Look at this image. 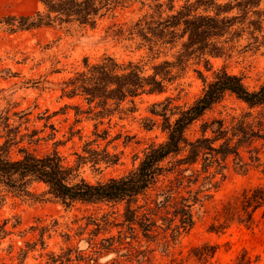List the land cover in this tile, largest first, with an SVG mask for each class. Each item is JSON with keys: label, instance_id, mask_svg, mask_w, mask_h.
<instances>
[{"label": "trees", "instance_id": "obj_1", "mask_svg": "<svg viewBox=\"0 0 264 264\" xmlns=\"http://www.w3.org/2000/svg\"><path fill=\"white\" fill-rule=\"evenodd\" d=\"M153 1L154 5L147 4L146 0H41L47 14L10 16L5 21L12 31L57 24H79L95 29L108 15L141 3L142 10L148 6L153 12L130 23H115L111 28L113 36L119 40L140 41L139 46H148L151 52L157 47H176L179 43L183 48L177 62L157 64L148 75L141 62H121L112 55H104L93 63L89 58L84 59V69L66 80L62 91L63 97L83 101L73 106L76 123L94 122L96 138L86 142L85 154L76 153L74 164L57 150L38 154L22 148L19 157H12L10 148L23 142L25 135L21 134L20 126L11 124L10 110L0 112V139L5 140L0 145V191L36 197L35 186L44 185L43 195H49L67 208L108 205L113 209L102 216L96 213L88 216L85 228L94 226L91 232L94 236L117 228V235L100 242L91 240L92 253L76 248H68L61 254L51 253L48 264H140L142 259L150 262L154 252L152 244L166 251L194 228L197 208L214 197L232 165L246 172L251 164L262 162L264 84L258 90H251L243 77L223 69L193 104L175 106L174 99L167 98L163 110L157 111L158 104L155 105L153 114L164 118L163 128L168 137L164 143L151 145L137 167L104 182L92 183L83 176L81 169L88 163L115 165L120 160L119 155L93 148L100 140L110 137L111 127L99 129L106 120L111 126L115 116L122 120L137 111V99L166 93L168 86L179 77L174 70L182 66L186 56L220 53L221 39L230 35L237 24H245L251 15L257 16L251 23L252 34L263 29L261 14L264 12L260 7L264 0H224L226 3L187 0L178 9L175 0ZM236 9L237 15L225 16ZM211 10L216 13L211 14ZM206 64L209 66L208 61ZM229 94L245 103L248 111L230 120L206 119ZM168 112L176 118L172 120ZM120 138L122 135H117L114 141ZM263 205L264 187L246 190L242 209L231 207L229 216L232 218L243 211L246 217L243 222L251 227L254 214ZM6 225L7 222L0 227L4 233ZM111 252L117 257L107 263L99 261L100 256ZM215 252V249L202 252L198 257L212 258ZM241 264H250V261L244 258Z\"/></svg>", "mask_w": 264, "mask_h": 264}, {"label": "rangeland", "instance_id": "obj_2", "mask_svg": "<svg viewBox=\"0 0 264 264\" xmlns=\"http://www.w3.org/2000/svg\"><path fill=\"white\" fill-rule=\"evenodd\" d=\"M186 1L175 0L176 9ZM146 3L154 5L155 2L146 0ZM166 8L165 14H168ZM260 11L264 12V2ZM37 12L47 14L41 0H0V112L10 110L11 124L20 126L21 134L25 135L23 142L10 148V154L17 158L22 148L38 154L57 150L74 164L76 153L85 154L86 142L96 138L93 135L94 122L84 120L76 123L73 106L83 101L63 97L62 91L64 82L84 69V59L89 58L93 63L104 55H112L121 62H141L148 75L153 73L157 64L177 62L183 51L182 43L176 47H157L151 52L148 46L140 47V41L114 37L111 28L115 23H130L147 12H153L148 6L142 10L141 3L108 15L95 29L79 24H57L12 31L5 22L10 16H30ZM210 13L214 15L216 11L211 10ZM238 13L236 9L225 16ZM261 15L262 31L252 34L251 23L257 16L251 15L245 24H237L230 35L221 39L223 49L220 53L186 56L182 66L174 70L179 77L168 86L166 93L144 95L137 99L134 114L122 120L115 116L111 126L107 120L100 125V130L111 127L110 137L100 140L93 148L119 155L120 160L115 165L102 163L94 166L88 163L81 169L83 176L92 183L104 182L137 167L151 145L164 143L168 137L163 128L164 118L153 114L155 105L158 104L157 111L163 110L167 98H173L175 106L193 104L223 69L243 77L251 90H258L264 84V13ZM83 105L88 108L86 103ZM245 111H248L247 105L229 94L208 113L206 119L219 117L230 120ZM168 116L172 120L176 118L171 112ZM117 135H122V138L114 141ZM4 142L0 139V145ZM248 158L249 154H246L250 161ZM260 186L264 187V154L262 162L251 164L246 172L232 165L214 197L197 208L194 228L166 251L152 244L151 261L142 259L140 264H241L244 258L249 259L250 264H264V205L254 214L251 227L243 222L246 218L243 211L232 218L229 216L231 207L242 209L244 191ZM35 188L36 197L0 191V227L7 222L6 233L0 230V264H48L51 253L61 254L68 248L92 253L91 240L100 242L117 235V228L101 232L98 236L91 234L94 226L85 228L88 216L95 213L102 216L113 211L112 207L77 205L70 209L49 195H43L46 191L44 185H36ZM214 249V257L199 259L200 253ZM116 257L114 252L105 253L99 261L107 263ZM121 260L125 261V258L121 257Z\"/></svg>", "mask_w": 264, "mask_h": 264}]
</instances>
